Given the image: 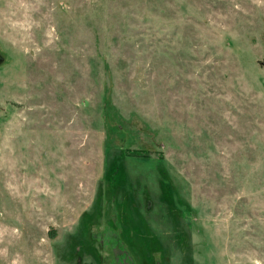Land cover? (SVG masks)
<instances>
[{
	"label": "rangeland",
	"instance_id": "obj_1",
	"mask_svg": "<svg viewBox=\"0 0 264 264\" xmlns=\"http://www.w3.org/2000/svg\"><path fill=\"white\" fill-rule=\"evenodd\" d=\"M0 264H264V0H0Z\"/></svg>",
	"mask_w": 264,
	"mask_h": 264
}]
</instances>
